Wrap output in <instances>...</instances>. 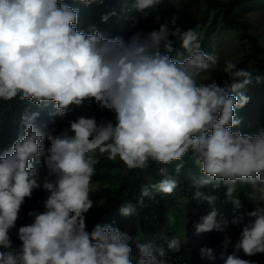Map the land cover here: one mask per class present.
<instances>
[{
    "label": "clouds",
    "instance_id": "obj_1",
    "mask_svg": "<svg viewBox=\"0 0 264 264\" xmlns=\"http://www.w3.org/2000/svg\"><path fill=\"white\" fill-rule=\"evenodd\" d=\"M79 2L87 7L81 10L72 0H0V102L51 103L50 115L60 118L70 106L95 103L114 116L98 123L94 116L81 115L59 132L38 127L39 112L21 117L23 134L0 154V264H133L132 244L139 252L135 264H168V252L181 248L179 238L167 240L166 251L112 223L88 230L87 213L97 203L91 198L95 166L101 157L119 159L130 170L179 161V173L188 156L199 169L191 177L193 199L214 205L217 197L200 189L223 186L226 201L240 209L238 186L264 191V129L232 131L241 123L236 110L250 97L231 93L252 83V73L232 59L223 60L221 67V56L203 51L200 33L178 26V15L165 19L158 30L131 23L106 27L89 7L104 0ZM160 3L135 0L133 7L147 15L145 10ZM110 15L116 13L103 15L102 21ZM176 42L186 56L172 57ZM217 70L228 77L223 86L205 83ZM41 165L48 170L44 178L38 171ZM159 171L161 179L140 188L137 204L177 189V179L167 168ZM35 190L46 193L43 211H28L31 220L21 225V208ZM246 195L262 203L248 213L254 219L242 227L232 253L221 251L217 257L212 248L200 250L212 264L217 259L257 264L239 253L264 254V195ZM136 211L131 202L119 209L125 217ZM217 216L213 207L195 232H225L228 222ZM168 222L174 224L175 217ZM16 240L20 247L14 252ZM230 243L225 236V250Z\"/></svg>",
    "mask_w": 264,
    "mask_h": 264
},
{
    "label": "trees",
    "instance_id": "obj_2",
    "mask_svg": "<svg viewBox=\"0 0 264 264\" xmlns=\"http://www.w3.org/2000/svg\"><path fill=\"white\" fill-rule=\"evenodd\" d=\"M73 6L82 7L84 10L87 6L80 3L79 0H72ZM163 1V0H161ZM182 1V0H179ZM264 0H202L203 12L201 16L188 23L183 29L192 28L197 30L201 36L202 50L206 49V53L215 52L217 43L213 42V38H217L218 34L228 33L230 31L239 30L241 39H246L250 44V52L243 54L237 62L238 66L252 73V76L257 74L261 77L259 84L258 111L254 112L250 109V102L243 108L236 110L237 118L241 123L234 127L232 131H241L242 133H253L248 126L250 121L255 117L264 114V48L258 40L253 37L248 31L247 24L242 20V17L256 9L263 3ZM135 0H104V3L90 5L91 11L100 16L99 24L106 27H115L121 23H131L141 25L144 20L152 21L154 15H145L137 11L133 5ZM170 13L176 8V4L172 3ZM115 12L116 15H110L108 21L103 22L102 16ZM95 15V14H93ZM110 24V25H109ZM114 25V26H113ZM172 57L177 54L186 56L185 50L180 46L179 42L174 44ZM216 53V52H215ZM219 80L218 84L223 86L224 80ZM251 85H247L239 89L236 94L243 93L249 95ZM263 94V95H261ZM71 111L60 118L51 116L50 113L54 110L51 103L47 105H32L27 101L18 99L10 102H0V154L10 148L14 141L23 134V126L21 117L27 113L31 115L33 112H39L35 123L41 127L43 131H51L55 129L57 132L68 126L70 120H74L81 115L92 117L94 116L98 123L113 121L112 112L107 109H101L95 103L91 106L73 107ZM256 127H261L263 121L260 119L255 122ZM260 130V129H259ZM47 144V142H46ZM179 161L172 162L168 165L152 162L147 169H128L119 159L116 161H108L105 158H100V163L95 166V175L93 176V185L106 183L108 188L105 189V194L102 196L100 204L96 203L94 207L87 213L86 224L90 231L94 225L104 223H112L113 226L121 231L128 233L131 236L142 234V242H151L155 247L163 246L167 250L166 241L172 238L181 240V248L178 252H168L166 257L168 264H212V262L201 256L200 250L204 247L213 249L214 255L217 257L221 251L232 253L234 245L238 242L242 227L252 221L254 218L248 215L257 206V203L250 200L246 193L256 192L261 188H253L251 185L238 186L237 195H239L242 207L235 209L230 201H226L224 193L226 189L222 186L220 189H213L211 186L200 189L209 195L217 197L214 205H209L207 201L193 199L195 188L192 187L191 177L199 175V169L192 163L191 159L186 156L184 159V167L179 173L175 172V165ZM167 168L168 172L177 179L178 187L172 194L155 193L153 198H145L143 204H137L140 196V188L149 183H155L160 176V168ZM41 178L48 175V170L41 165L38 168ZM46 198V193L42 190H35L30 200L21 208V225L30 222L31 218L27 216L28 211L39 209L43 211V200ZM93 199V198H92ZM188 201L192 211L186 216L188 221L185 226L184 239L183 234L176 231L173 224L168 222V218L172 216L175 209L182 200ZM95 201V199H93ZM96 202V201H95ZM127 202H131L136 206V213L132 216H122L119 209ZM261 206V205H260ZM213 207L217 210V219H223L228 222V227L225 232L220 233L213 230L207 233H196L195 225L202 222V218L206 216ZM239 217V223L232 224L234 218ZM18 222V221H17ZM20 225V226H21ZM228 236L231 243L225 250L223 247V239ZM20 241L13 242L12 250L18 251ZM132 247V260L135 264L139 252L135 244ZM241 258L257 261V264H264V254H257L252 257L246 256L242 251L239 253ZM215 264H223L217 259Z\"/></svg>",
    "mask_w": 264,
    "mask_h": 264
},
{
    "label": "rangeland",
    "instance_id": "obj_3",
    "mask_svg": "<svg viewBox=\"0 0 264 264\" xmlns=\"http://www.w3.org/2000/svg\"><path fill=\"white\" fill-rule=\"evenodd\" d=\"M172 3L176 4V8L173 9V11H171L170 13H166L172 9ZM202 4V0H163L153 9L145 10L147 12V15L153 14L154 17L152 21H150V19L144 20L141 25L143 26V29H147L150 31L154 29L158 30L159 25L163 23L165 19H171L172 16L178 15V26L185 28L188 23H192L201 16L203 12ZM242 20L247 24L249 33H251L253 37H255L260 45L264 48V1L258 7V9L245 14L242 17ZM122 30L123 28L121 29V31ZM240 36L241 32L239 30H235L228 33L218 34L217 38L212 39L213 42L217 43V45L215 46V52L221 56V67L223 66V60L232 59L237 63L243 56V54L250 52L251 48L249 42L246 39H241ZM203 51H206V49ZM256 77L259 76L257 74L253 75L252 83H250L251 91L249 92L250 109L254 112L258 111V88L259 84L261 83V81L257 83ZM226 78L227 76L224 73L217 70L211 74V79L209 81H205V83H210L212 81L218 83L219 80H223ZM260 119L263 121V125L261 127L255 128V122L259 121ZM248 126L251 128L253 133L258 132L259 129H264V114L261 116H257V114H255L254 119L250 121ZM93 187L94 192L92 193L91 198L95 199V201L100 204L102 201V196L105 194V189L108 188V184L100 183L93 185ZM262 195H264V191L260 190L257 193V196L259 197ZM253 202L262 203V201L260 200ZM261 206H264V204H261ZM191 211V205L185 199L180 202L178 208L175 209V212H173L172 214V216L175 217V223L173 224V226L178 233L183 234V239L185 226L188 221V218L186 216Z\"/></svg>",
    "mask_w": 264,
    "mask_h": 264
}]
</instances>
